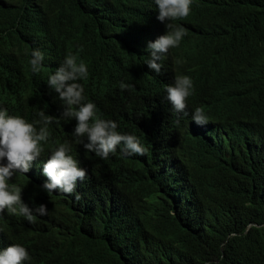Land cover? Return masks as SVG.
Wrapping results in <instances>:
<instances>
[{
	"label": "trees",
	"instance_id": "obj_1",
	"mask_svg": "<svg viewBox=\"0 0 264 264\" xmlns=\"http://www.w3.org/2000/svg\"><path fill=\"white\" fill-rule=\"evenodd\" d=\"M139 3L0 0V94L25 98L9 104L5 97L3 106L38 121L25 71L30 52L39 49L54 67L71 53L87 65L85 84L94 87L93 101L109 110L119 130L141 138L148 109L141 123L127 115L141 114L148 89L157 98L153 126L159 98L142 59L124 55L118 45ZM192 3L195 82L226 134V145H188V153L198 152L187 161L197 176L184 168L170 180L152 155L128 158L119 145L100 178L94 177L106 190L100 204L57 199L54 192L31 188L26 194L48 214L38 216L28 238L5 241L3 226L0 247H25L28 264H264V0ZM121 82L131 87L122 90ZM76 148L85 162L88 153L77 142Z\"/></svg>",
	"mask_w": 264,
	"mask_h": 264
},
{
	"label": "clouds",
	"instance_id": "obj_2",
	"mask_svg": "<svg viewBox=\"0 0 264 264\" xmlns=\"http://www.w3.org/2000/svg\"><path fill=\"white\" fill-rule=\"evenodd\" d=\"M192 12V0H140L119 36L124 55L142 59L149 87L159 98V115L153 126L151 110L157 98L148 89L141 114L127 115L141 123L148 109L141 138L119 130L120 123L109 110L93 101L94 87L85 84L89 73L83 60L69 53L54 67V62L43 60L39 49L31 50L25 71L33 91V114L40 119L33 121L8 111L2 101L6 96L0 94V232L5 226V241L30 237L38 216L48 214L45 205L37 206L26 194L31 188L54 192L57 199L73 197L86 204H100L106 190L94 177L100 178L105 161L119 145L128 158L152 155L168 180L177 179L184 168L197 176L187 161L198 152L188 153V145L199 147L200 141L226 145V134L218 128L219 120L195 82ZM130 87L120 84L122 90ZM14 93L6 97L9 104L15 99L25 103L24 94ZM214 113L221 116L216 109ZM54 138L63 143L55 146L51 143ZM75 141L88 153L85 162L79 158ZM9 244L0 247V264H28L25 247Z\"/></svg>",
	"mask_w": 264,
	"mask_h": 264
}]
</instances>
